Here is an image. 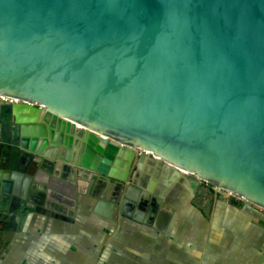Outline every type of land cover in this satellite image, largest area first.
Instances as JSON below:
<instances>
[{"label": "water", "instance_id": "1", "mask_svg": "<svg viewBox=\"0 0 264 264\" xmlns=\"http://www.w3.org/2000/svg\"><path fill=\"white\" fill-rule=\"evenodd\" d=\"M0 95L24 167L119 205L139 156L145 201L188 179L264 220V0H0Z\"/></svg>", "mask_w": 264, "mask_h": 264}, {"label": "crops", "instance_id": "2", "mask_svg": "<svg viewBox=\"0 0 264 264\" xmlns=\"http://www.w3.org/2000/svg\"><path fill=\"white\" fill-rule=\"evenodd\" d=\"M21 123L13 114L8 119L0 116V252L5 240L9 242L12 237L9 260L0 261V264H78L80 256L86 264L88 253L99 249L103 243L110 245L105 257L98 258L99 264H121L119 259L124 264H234V261L244 264L254 255L238 241L232 246H220L218 241L210 243L206 230L208 234L198 245L195 228L205 223L213 226L214 211L208 216L196 208L192 202L195 191L192 192L188 179L171 197L163 198L155 212L148 214L142 206L141 193L157 194L158 186L151 184L157 168L152 170L147 162L137 178L138 199L125 204L120 200L119 205L108 198L106 201L103 196L98 198L97 192L85 182L84 176L78 175L79 172L73 174L71 171L66 178L55 176L44 165L24 167L27 160L19 151L12 132V127ZM4 150L12 154L15 162L2 160ZM142 175L150 176L145 186L141 185ZM65 183L70 186L69 190ZM131 184L125 182L123 193L124 189L131 193L136 191L129 188ZM108 187L114 190L115 182L109 181ZM39 189L47 191L46 205L52 202L59 205L69 219H56L38 212L36 197L39 193L36 192ZM71 190L73 195L69 194ZM105 209L109 212H104ZM15 219L23 220L24 224L11 228V221ZM87 230L92 233L89 236L103 237L96 243L85 237ZM29 245L36 247L24 248ZM40 250L42 256L39 254L37 258Z\"/></svg>", "mask_w": 264, "mask_h": 264}, {"label": "rangeland", "instance_id": "3", "mask_svg": "<svg viewBox=\"0 0 264 264\" xmlns=\"http://www.w3.org/2000/svg\"><path fill=\"white\" fill-rule=\"evenodd\" d=\"M213 188L215 189V187ZM217 192L223 193L226 199H238L233 194H225L226 191L217 190ZM239 201L243 203L242 200ZM227 205V207L220 205L214 207L213 226L206 223L203 226L197 225L195 229L198 230V245L202 244L204 235L208 232L210 234L208 240L210 241L211 239L210 243L213 242L214 244L218 241L220 246H232L238 241L243 243V247L247 251L249 250L250 253L254 252V255L250 257L251 259H247V263L244 264H264V228L259 225L260 223L264 224V220L255 217L252 213L245 211L239 206L231 203ZM91 234L87 230L85 237L91 238L96 243L103 237L97 234L89 236ZM76 258L79 257L76 255ZM119 262L124 264L122 259H119ZM234 264H239V262L234 261Z\"/></svg>", "mask_w": 264, "mask_h": 264}, {"label": "flooded vegetation", "instance_id": "4", "mask_svg": "<svg viewBox=\"0 0 264 264\" xmlns=\"http://www.w3.org/2000/svg\"><path fill=\"white\" fill-rule=\"evenodd\" d=\"M139 155V154H138ZM27 160V159H26ZM139 160H140V157L138 156L136 159H135V161H133V165H132V168H131V170H130V182H134V183H136L135 181H138V177L140 176V174H141V168H139ZM28 161V160H27ZM112 163H113V161H112ZM45 166V164H41L40 166ZM27 166H29L30 168H32V167H36L37 166V164H35L34 162H31L30 164H27ZM40 166H37V167H40ZM153 167V166H152ZM143 168V167H142ZM74 172H77L76 170L75 171H72V173H74ZM151 173H153V171L151 172ZM70 175V174H69ZM78 175H80L79 173H78ZM64 176V175H63ZM81 176V175H80ZM64 177H68L69 178V176L68 175H65ZM71 177L72 178H74V175L72 174L71 175ZM142 179L140 180L142 183H141V185L142 186H145L146 185V183H148L149 182V178H150V176L149 175H146V176H143L142 175ZM74 180V179H73ZM111 182H114V179L113 178H111V180H110ZM191 182V181H190ZM103 182L101 181V184H102ZM125 185V184H124ZM190 186L192 187V192L193 191H195V197L192 199V202L194 203V200H195V198H196V202H197V205L194 203V205H196V208L197 209H199V210H201V211H203V212H205V210L206 209H209V211H210V214L208 215V216H210L211 214H213V210H214V207L216 206V205H220V206H222V207H227L228 205L227 204H229V203H231L230 201H229V199H228V201H226V202H224L223 201V199L222 198H220L219 197V193L218 194H215L214 193V188H213V186L212 185H204V184H201V186H203V188L201 189H199L198 187V185H195L194 183H190ZM109 188V187H108ZM123 188H124V186H123ZM123 188L120 190V192L122 193L123 192ZM127 188V187H126ZM158 192H161L162 191V187H160V186H158ZM95 190V192H97V190L96 189H94ZM199 190V191H198ZM125 191H127L126 189H124V192ZM196 191H197V193H196ZM109 192H111L112 194L113 193H115V190H113L112 188H110V191ZM196 194H197V197H196ZM199 194V195H198ZM37 199H38V202H39V205H38V207L36 208V210H38V212H41V213H45V214H47V215H49V216H51V217H53V218H56V219H61V220H64V219H69V217H65L64 216V214H63V208H61L59 205H56L55 203H48L47 205L46 204H44V202L42 201V199H41V195L40 194H37V197H36ZM143 199V198H142ZM141 202H142V206H143V208L146 210V211H148L149 213L148 214H152L153 212H155V209H156V207H157V204L155 203V199H154V197H151V198H149V200L148 201H145L144 199H143V201L141 200ZM117 204V203H116ZM231 204H233V205H235L234 203H231ZM240 204H241V206H240ZM236 206H239V207H241V208H243V209H245L243 206V203H239L238 205H236ZM104 208H106V207H104ZM35 209V208H34ZM104 212H109V210L108 209H105V211ZM206 213V212H205ZM11 224L12 225H10L11 226V228H16L18 225H23L24 223H23V220H21L20 222L19 221H17V219H15V220H12L11 221ZM9 240V239H8ZM8 240L6 241L5 240V245H4V247H3V249H2V251L0 252V261H3V260H9L8 258L10 257L9 255H11V247H12V245H11V240H12V237H11V239H10V241L8 242ZM111 241H113V239H111ZM58 245H62V244H58ZM110 244L109 243H107V244H102V246H100L99 247V249H97V250H94V251H92V253H88V255H87V257L89 258V259H86L85 261V263L86 264H99L98 262V258H101L102 257V259L105 257V255H106V253H108V246H109ZM28 247H36V245H29V246H27V247H24V248H28ZM59 248L60 249H63V248H65L64 246L63 247H60L59 246ZM93 248H95V247H93ZM107 249V250H106ZM62 250H60V252H61ZM41 252V250L39 251V253H38V255H37V258H38V256H39V254H41L40 253ZM17 254H18V252H17ZM62 254H63V252H62ZM91 255H92V257H91ZM41 256H42V254H41ZM81 258L83 259V257L82 256H80V260H79V262H81V263H78V264H83V260H81ZM95 259H97V260H95ZM109 261V260H108ZM67 264V263H66ZM68 264H77V263H74V262H72V263H68Z\"/></svg>", "mask_w": 264, "mask_h": 264}, {"label": "bare ground", "instance_id": "5", "mask_svg": "<svg viewBox=\"0 0 264 264\" xmlns=\"http://www.w3.org/2000/svg\"><path fill=\"white\" fill-rule=\"evenodd\" d=\"M2 97L6 98L5 96H3V95H0V98H2ZM225 194H227V195H228V194H229V192H227V191H226V193H225Z\"/></svg>", "mask_w": 264, "mask_h": 264}, {"label": "built area", "instance_id": "6", "mask_svg": "<svg viewBox=\"0 0 264 264\" xmlns=\"http://www.w3.org/2000/svg\"><path fill=\"white\" fill-rule=\"evenodd\" d=\"M0 99H6V98L2 97V98H0ZM9 101H12V100H9Z\"/></svg>", "mask_w": 264, "mask_h": 264}]
</instances>
